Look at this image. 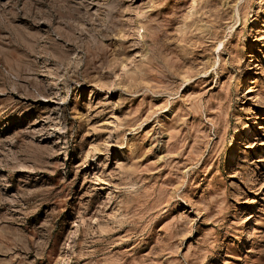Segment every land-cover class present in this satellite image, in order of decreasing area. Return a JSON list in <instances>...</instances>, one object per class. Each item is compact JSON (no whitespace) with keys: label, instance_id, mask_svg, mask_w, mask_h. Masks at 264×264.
<instances>
[{"label":"rangeland","instance_id":"374dc122","mask_svg":"<svg viewBox=\"0 0 264 264\" xmlns=\"http://www.w3.org/2000/svg\"><path fill=\"white\" fill-rule=\"evenodd\" d=\"M0 264H264V0H0Z\"/></svg>","mask_w":264,"mask_h":264},{"label":"bare ground","instance_id":"6f19581e","mask_svg":"<svg viewBox=\"0 0 264 264\" xmlns=\"http://www.w3.org/2000/svg\"><path fill=\"white\" fill-rule=\"evenodd\" d=\"M251 132H252V130H250V131L248 132V134H250ZM248 134H247V135H248ZM235 151H236V149L234 148L233 151H232V154L235 153ZM231 156H232V155H230V157H231Z\"/></svg>","mask_w":264,"mask_h":264}]
</instances>
